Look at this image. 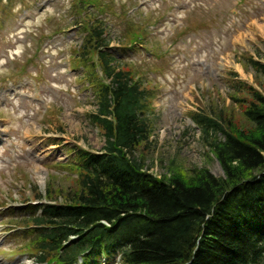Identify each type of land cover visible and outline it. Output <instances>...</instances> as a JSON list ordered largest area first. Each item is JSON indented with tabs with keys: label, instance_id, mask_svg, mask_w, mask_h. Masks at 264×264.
Segmentation results:
<instances>
[{
	"label": "rangeland",
	"instance_id": "1",
	"mask_svg": "<svg viewBox=\"0 0 264 264\" xmlns=\"http://www.w3.org/2000/svg\"><path fill=\"white\" fill-rule=\"evenodd\" d=\"M75 4L105 18L112 54L156 97L147 167L158 178L172 161L222 177L192 114L230 110L234 80L264 87L249 67L264 65V0H0V264L36 263L19 229L27 207L53 180L76 188L74 149L106 144L90 119L95 86L72 61L87 35ZM135 24L141 40L121 47Z\"/></svg>",
	"mask_w": 264,
	"mask_h": 264
},
{
	"label": "trees",
	"instance_id": "2",
	"mask_svg": "<svg viewBox=\"0 0 264 264\" xmlns=\"http://www.w3.org/2000/svg\"><path fill=\"white\" fill-rule=\"evenodd\" d=\"M74 8L87 35L72 61L95 86L90 119L106 144L101 154L74 149L76 188L53 180L37 196L48 205L27 207L23 246L35 264H264V87L234 80L230 110L192 114L222 177L172 161L158 178L147 167L156 97L133 64L112 54L105 20ZM130 28L121 47L142 38ZM249 67L264 76L261 62L251 58Z\"/></svg>",
	"mask_w": 264,
	"mask_h": 264
}]
</instances>
